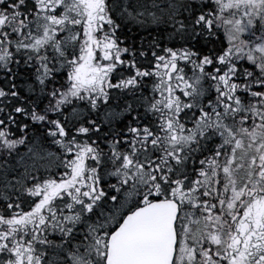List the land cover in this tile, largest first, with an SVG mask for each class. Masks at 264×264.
<instances>
[{"label": "snow or ice", "instance_id": "1", "mask_svg": "<svg viewBox=\"0 0 264 264\" xmlns=\"http://www.w3.org/2000/svg\"><path fill=\"white\" fill-rule=\"evenodd\" d=\"M0 264H264V0H0Z\"/></svg>", "mask_w": 264, "mask_h": 264}]
</instances>
